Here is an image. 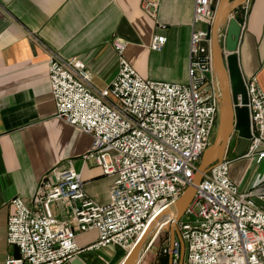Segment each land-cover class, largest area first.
I'll use <instances>...</instances> for the list:
<instances>
[{
	"label": "built area",
	"instance_id": "obj_1",
	"mask_svg": "<svg viewBox=\"0 0 264 264\" xmlns=\"http://www.w3.org/2000/svg\"><path fill=\"white\" fill-rule=\"evenodd\" d=\"M160 2L144 0L143 8L155 18ZM217 2L195 0L186 83L140 74L126 58L128 43L120 37L113 41L119 69L106 87L95 84L80 57L51 51L49 81L56 116L92 135L83 160L94 161L112 178L109 201L99 203L88 194L81 171L55 168L39 183L30 203L20 196L11 200L7 241L19 248V255L0 264H63L86 249L109 245L129 253L165 209L175 208L212 144L219 119L221 89L211 38L208 28L200 27L212 25ZM166 39L157 35L151 47L161 50ZM245 81L252 129L245 156L261 161L264 91L257 76ZM230 163L225 156L205 173L178 221L186 248L183 264H264V192L242 190L230 175ZM57 201L67 205L68 218L55 214ZM159 222L150 231L146 251L172 220ZM90 230L98 232V239L82 248L78 232ZM170 252L173 264H179L180 242L171 250L169 236L158 256Z\"/></svg>",
	"mask_w": 264,
	"mask_h": 264
},
{
	"label": "crops",
	"instance_id": "obj_2",
	"mask_svg": "<svg viewBox=\"0 0 264 264\" xmlns=\"http://www.w3.org/2000/svg\"><path fill=\"white\" fill-rule=\"evenodd\" d=\"M143 1L0 0V262L19 255V248L7 241L11 200L20 196L30 203L39 183L55 168L81 171L88 194L99 203L109 201L112 178L94 161L83 160L92 135L56 116L49 81L51 51L80 57L95 84L106 87L119 69L113 41L120 37L128 43L126 58L143 76L189 80L195 0H161L155 18ZM232 15L243 25L238 55L244 77L257 76L264 91V0H247ZM157 35L167 37L161 50L151 47ZM249 143L238 134L232 137L226 154L230 175L242 190L263 193L264 159L245 156ZM53 210L60 219L69 217L63 201L55 202ZM97 239L96 230L78 232L82 248ZM126 255L109 245L86 249L77 257L84 264H120Z\"/></svg>",
	"mask_w": 264,
	"mask_h": 264
},
{
	"label": "water",
	"instance_id": "obj_3",
	"mask_svg": "<svg viewBox=\"0 0 264 264\" xmlns=\"http://www.w3.org/2000/svg\"><path fill=\"white\" fill-rule=\"evenodd\" d=\"M246 1L218 0L214 21L208 27L211 38L213 65L221 89V106L217 132L214 142L202 155L192 183L185 188L182 195L175 202V208L165 209V215L162 217L166 218V221L172 220L170 225L171 250L174 248L176 240L180 242L181 253L179 264L184 263L186 248L180 234L178 221L183 217L194 199L197 185L201 183L205 173L224 159L228 153L229 143L234 133H237L244 139L252 137L248 90L238 55L243 25L232 15ZM208 77L210 78V73H208ZM157 220L147 229L133 249L127 253L121 264H139L140 254ZM71 262L72 264H84L79 257L74 258ZM169 264H173L172 252L169 253Z\"/></svg>",
	"mask_w": 264,
	"mask_h": 264
},
{
	"label": "rangeland",
	"instance_id": "obj_4",
	"mask_svg": "<svg viewBox=\"0 0 264 264\" xmlns=\"http://www.w3.org/2000/svg\"><path fill=\"white\" fill-rule=\"evenodd\" d=\"M217 127H218V123H217L216 129L214 131L212 143L214 142V139L216 136ZM236 135H237V133L233 134L234 138L236 137ZM185 218H187V217H185ZM170 225H171V222L166 226L165 230L161 233L160 237L157 239V241L154 243V245L150 248V250L146 251L145 247L143 248V250L140 254L139 264H156L157 259H158L159 249L161 248V245H163V241L166 239V237L170 236ZM122 261H121V263H122Z\"/></svg>",
	"mask_w": 264,
	"mask_h": 264
},
{
	"label": "trees",
	"instance_id": "obj_5",
	"mask_svg": "<svg viewBox=\"0 0 264 264\" xmlns=\"http://www.w3.org/2000/svg\"><path fill=\"white\" fill-rule=\"evenodd\" d=\"M156 264H169V255L167 254H160L158 256Z\"/></svg>",
	"mask_w": 264,
	"mask_h": 264
},
{
	"label": "bare ground",
	"instance_id": "obj_6",
	"mask_svg": "<svg viewBox=\"0 0 264 264\" xmlns=\"http://www.w3.org/2000/svg\"><path fill=\"white\" fill-rule=\"evenodd\" d=\"M165 215V212L162 214V215H160V217L158 218H156V219H158L157 221H161V222H159L158 224H159V226H160V224L163 222V221H165L166 220V218H162L163 216ZM156 219H155V221H156ZM153 224V223H152ZM151 224V225H152ZM157 223H155L154 225H156Z\"/></svg>",
	"mask_w": 264,
	"mask_h": 264
}]
</instances>
